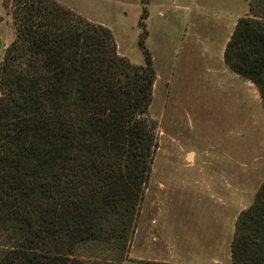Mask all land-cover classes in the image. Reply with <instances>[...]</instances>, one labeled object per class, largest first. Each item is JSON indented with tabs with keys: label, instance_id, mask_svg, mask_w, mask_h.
Here are the masks:
<instances>
[{
	"label": "trees",
	"instance_id": "1",
	"mask_svg": "<svg viewBox=\"0 0 264 264\" xmlns=\"http://www.w3.org/2000/svg\"><path fill=\"white\" fill-rule=\"evenodd\" d=\"M2 4L14 36L0 61V264H175L128 255L156 148L143 39L134 64L109 27L56 0ZM223 58L264 109V0H248ZM230 257L264 264V181Z\"/></svg>",
	"mask_w": 264,
	"mask_h": 264
},
{
	"label": "rangeland",
	"instance_id": "2",
	"mask_svg": "<svg viewBox=\"0 0 264 264\" xmlns=\"http://www.w3.org/2000/svg\"><path fill=\"white\" fill-rule=\"evenodd\" d=\"M56 1L109 27L118 53L132 63H144L139 38L152 57L148 118L156 148L129 257L232 264L235 221L264 181L262 101L223 58L248 0ZM13 36L0 0V61Z\"/></svg>",
	"mask_w": 264,
	"mask_h": 264
},
{
	"label": "crops",
	"instance_id": "3",
	"mask_svg": "<svg viewBox=\"0 0 264 264\" xmlns=\"http://www.w3.org/2000/svg\"><path fill=\"white\" fill-rule=\"evenodd\" d=\"M228 40V39H227Z\"/></svg>",
	"mask_w": 264,
	"mask_h": 264
}]
</instances>
